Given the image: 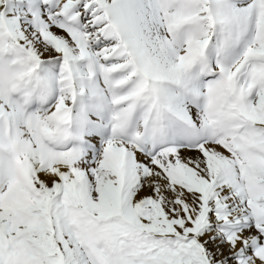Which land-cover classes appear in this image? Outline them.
I'll return each instance as SVG.
<instances>
[{
  "label": "snow or ice",
  "instance_id": "snow-or-ice-1",
  "mask_svg": "<svg viewBox=\"0 0 264 264\" xmlns=\"http://www.w3.org/2000/svg\"><path fill=\"white\" fill-rule=\"evenodd\" d=\"M0 264H264V0H0Z\"/></svg>",
  "mask_w": 264,
  "mask_h": 264
}]
</instances>
